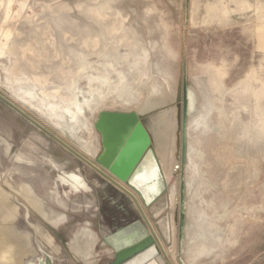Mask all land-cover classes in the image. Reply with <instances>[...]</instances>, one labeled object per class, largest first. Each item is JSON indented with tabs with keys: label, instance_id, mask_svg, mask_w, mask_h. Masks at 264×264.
Wrapping results in <instances>:
<instances>
[{
	"label": "rangeland",
	"instance_id": "rangeland-1",
	"mask_svg": "<svg viewBox=\"0 0 264 264\" xmlns=\"http://www.w3.org/2000/svg\"><path fill=\"white\" fill-rule=\"evenodd\" d=\"M181 62L183 261L264 264V0H0V264H110L104 238L142 211L181 264L178 225L170 243L157 232L179 191L176 108L148 118L168 185L149 210L99 171L94 129L102 111L170 103Z\"/></svg>",
	"mask_w": 264,
	"mask_h": 264
},
{
	"label": "water",
	"instance_id": "water-1",
	"mask_svg": "<svg viewBox=\"0 0 264 264\" xmlns=\"http://www.w3.org/2000/svg\"><path fill=\"white\" fill-rule=\"evenodd\" d=\"M191 99L186 78V66L184 62H181L174 99L170 103L163 104L145 113H140L136 110L102 111L99 113L94 125V129L100 134L102 145V151L96 162L108 171L111 177L113 176L134 191L140 197L146 209L149 210L168 190V185L158 151L146 127V120L163 109L168 107L176 108L177 129L174 157L177 160L175 169L180 175L177 177L179 197L176 201L173 216L174 221L178 225V241L181 248L179 251V262L181 264H185L183 255L187 239L186 186L183 174L187 160V129L192 110ZM3 100L70 151L83 158L15 104L7 99ZM99 171L109 180L114 181L113 177L111 178L107 173ZM153 171H155L156 176L158 175L157 179L160 189L151 193L149 188H154V186L150 183L151 181L144 182V179ZM142 214L146 223L142 220H136L104 238V243L114 252V259L110 264H131L153 248L161 256V251L157 245L158 239L153 233L152 226L143 211ZM151 259H147L141 264H150Z\"/></svg>",
	"mask_w": 264,
	"mask_h": 264
},
{
	"label": "bare ground",
	"instance_id": "bare-ground-1",
	"mask_svg": "<svg viewBox=\"0 0 264 264\" xmlns=\"http://www.w3.org/2000/svg\"><path fill=\"white\" fill-rule=\"evenodd\" d=\"M148 123V119L146 120V127L148 129V132L150 134V137L152 138V142L154 144V146L156 147L155 143H154V139H153V136H152V133L147 125ZM157 149V148H156ZM158 151V150H157ZM159 154V153H158ZM160 157V156H159ZM158 175L156 176V173L155 171H153L149 176H147L145 179H144V182H149L151 181L150 183L152 184V186H154V188H149V190H151L150 192L152 193L153 191L155 190H159V183H158V179H157ZM120 182V181H119ZM125 185V184H124ZM126 186V185H125ZM127 187V186H126ZM128 188V187H127ZM129 190H131L130 188H128ZM132 191V190H131ZM134 192V191H133ZM179 197V191L177 192L176 194V197L174 198V200L172 201V199H170V204H171V209H172V215H174V211H175V208H176V201ZM162 207L160 209H158L156 211V213L158 214L160 211H161ZM161 227H162V232L160 231H157L159 236L160 233H163V237H164V240L165 242H169L172 240V238L175 240L176 239V235H177V228H176V222L174 221L173 225L168 222V220L165 222V226L161 223ZM156 227V226H155ZM150 264H165V261L164 259L159 256L157 254V251L153 248L152 250H150L149 252H147L146 254L142 255L140 258H138L137 260H135L133 263L131 264H141L142 262H144L145 260L147 259H150Z\"/></svg>",
	"mask_w": 264,
	"mask_h": 264
},
{
	"label": "flooded vegetation",
	"instance_id": "flooded-vegetation-1",
	"mask_svg": "<svg viewBox=\"0 0 264 264\" xmlns=\"http://www.w3.org/2000/svg\"><path fill=\"white\" fill-rule=\"evenodd\" d=\"M111 181V180H110ZM113 182V181H112ZM114 183V182H113ZM115 184V183H114ZM131 223H133V222H131ZM131 223H129V224H131ZM126 225H128V224H126ZM122 227H124V226H122ZM122 227H119V228H115V229H113L111 232H109L107 235H110V234H112V233H114V232H116L117 230H119L120 228H122ZM28 257V256H27ZM39 259H36V258H26V259H24V261L25 262H27V263H29V264H36L37 263V261H38ZM42 264H50V260H47L45 263H42Z\"/></svg>",
	"mask_w": 264,
	"mask_h": 264
}]
</instances>
